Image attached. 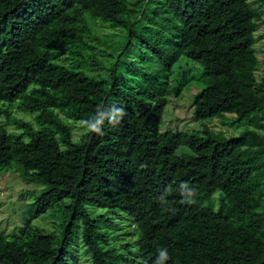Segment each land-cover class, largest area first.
<instances>
[{"label": "trees", "instance_id": "16d2710c", "mask_svg": "<svg viewBox=\"0 0 264 264\" xmlns=\"http://www.w3.org/2000/svg\"><path fill=\"white\" fill-rule=\"evenodd\" d=\"M137 2L138 11L152 4L170 24L166 34L145 24L143 36L132 30L136 22L125 20L130 41L145 46L141 54L161 69L116 64L107 95L97 97L57 63L90 67L68 42L75 28L50 30L69 10L82 21L91 0H0V117L20 131L0 125V173L16 172L44 187L26 205L27 220L49 211L65 217L55 232L31 226L23 242L0 231V264H75L79 249L89 264H249L240 247L254 232L264 242V223L259 231L235 225L229 206L237 201L242 211L264 217V200L246 192L254 169L264 168V147H243L239 136L220 137L209 128L159 130L167 84L188 64L206 81L193 98L197 121L232 114L242 88L264 87L255 78L261 14L247 0ZM122 21L113 22L124 28ZM14 105L33 123L14 116ZM71 123L81 125L78 140ZM89 206L128 219L134 243L117 246L120 235L107 232L109 217L94 216Z\"/></svg>", "mask_w": 264, "mask_h": 264}, {"label": "rangeland", "instance_id": "374dc122", "mask_svg": "<svg viewBox=\"0 0 264 264\" xmlns=\"http://www.w3.org/2000/svg\"><path fill=\"white\" fill-rule=\"evenodd\" d=\"M247 2L261 14L258 28L255 30L254 49L258 61L255 78L257 82L264 80V0H247ZM92 5L87 7L84 14V24L73 16L69 10L65 17L57 23L54 22L50 30L57 31L59 24L72 26L76 30L75 38L68 41L72 48L88 61L90 67L83 66L74 69L70 61L57 60V63L67 65L73 73V81L78 87L90 95L105 97L110 89V69L116 64H135L148 71H159L158 62L141 54L139 48L143 45L135 43L128 38L126 19L136 22L132 30L139 35L146 36L145 24L154 26L162 34L170 29V24L154 13L152 4L138 11L137 0H91ZM137 11V12H136ZM101 13L103 15H98ZM114 19H121L124 28L116 27ZM110 20V21H109ZM36 48L40 49L37 44ZM82 60L81 57H78ZM183 66V65H182ZM189 65L181 69L177 80L171 79L167 84L168 103L161 119L159 130L161 133L172 130L174 132H199L209 128L215 135L240 138L243 147H264V87L256 91L241 89L236 109L232 114L215 117L211 120L197 121L193 117V98L206 83L201 78L200 68L195 70ZM123 70V69H122ZM12 113L18 118L33 123V116L18 110L13 106ZM0 125L9 133L19 136L20 131L6 123L0 117ZM73 139L78 140L82 134L80 123H71ZM44 190L43 186L25 182L16 172L0 173V231L12 240L23 242L31 238V226L39 227L43 233L55 232L58 225L64 220L61 211L47 212L44 216L27 220L25 216L26 205L34 200L35 195ZM248 195L264 200V168L259 165L246 181ZM217 194L213 196L214 209H217ZM235 216V225H251L257 231L263 226L264 217L255 215L253 211H242L238 202L229 204ZM88 210L95 215L109 217L107 232L109 235H120L113 242L117 245L134 243L135 226L124 216L110 215L106 210L89 206ZM254 232L240 247L241 254L249 264L264 262V242ZM132 250V247L123 250ZM75 264H89L88 256L82 249L77 250Z\"/></svg>", "mask_w": 264, "mask_h": 264}, {"label": "clouds", "instance_id": "9594fccd", "mask_svg": "<svg viewBox=\"0 0 264 264\" xmlns=\"http://www.w3.org/2000/svg\"><path fill=\"white\" fill-rule=\"evenodd\" d=\"M92 131H95V132H99V129L98 128H91ZM167 256H166V250L161 252V259H166Z\"/></svg>", "mask_w": 264, "mask_h": 264}]
</instances>
